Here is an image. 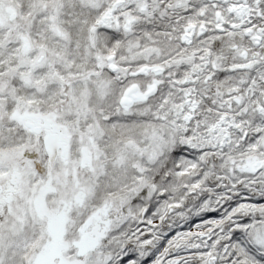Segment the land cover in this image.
I'll list each match as a JSON object with an SVG mask.
<instances>
[{"label":"snow or ice","instance_id":"6c2138e0","mask_svg":"<svg viewBox=\"0 0 264 264\" xmlns=\"http://www.w3.org/2000/svg\"><path fill=\"white\" fill-rule=\"evenodd\" d=\"M0 264H264V0H0Z\"/></svg>","mask_w":264,"mask_h":264}]
</instances>
